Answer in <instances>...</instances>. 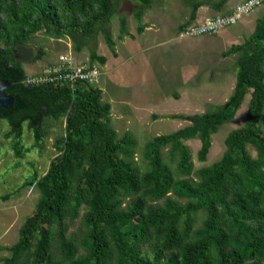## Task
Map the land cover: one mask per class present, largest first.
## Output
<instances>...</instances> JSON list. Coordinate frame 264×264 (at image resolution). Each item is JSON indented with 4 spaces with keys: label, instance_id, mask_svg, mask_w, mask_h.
I'll list each match as a JSON object with an SVG mask.
<instances>
[{
    "label": "trees",
    "instance_id": "obj_1",
    "mask_svg": "<svg viewBox=\"0 0 264 264\" xmlns=\"http://www.w3.org/2000/svg\"><path fill=\"white\" fill-rule=\"evenodd\" d=\"M137 1L142 32L153 0ZM228 1L213 5L222 10ZM204 4L193 3L181 31ZM118 8L119 0H0V79L12 83L7 93L15 97L11 108H0V124L8 121L16 156H23L26 123L39 144L47 117L65 120V134L55 143L58 155L44 175L26 183L40 196L18 242L3 248L10 252L3 264H264V16L244 43L225 53H240L229 100L205 113L173 114L189 124L148 142L149 167L142 171L134 161L138 140L131 131L119 136L101 87L85 81L28 85L29 73L16 60L17 45L40 32L71 38L78 52L103 34L118 56L110 29ZM126 35L132 36L123 16L119 38ZM44 54L41 49L38 59ZM96 62L104 65L107 58L93 50L91 63ZM248 95L244 125L228 135L222 159L201 168L195 179L186 141L200 139L197 156L206 162L214 134L235 119ZM81 215L79 238L70 235V226Z\"/></svg>",
    "mask_w": 264,
    "mask_h": 264
},
{
    "label": "rangeland",
    "instance_id": "obj_2",
    "mask_svg": "<svg viewBox=\"0 0 264 264\" xmlns=\"http://www.w3.org/2000/svg\"><path fill=\"white\" fill-rule=\"evenodd\" d=\"M196 1L200 0H153L144 16L145 28L140 32L135 11L142 6L141 3L137 0H119L118 11L110 25L118 56L113 54L103 34L78 52L71 38L57 39L40 32L27 43L43 49L45 54L42 59L25 63L24 67L29 74H38L65 56H72L77 64H90L93 50L105 56L106 64L95 63L103 71L97 85L104 91V101L112 105V125L119 136L131 131L137 138L134 161L144 171L149 167V161L145 158L147 143L189 124L188 121L174 118L173 114L205 113L223 106L229 100L237 82L240 53H225L233 45L244 43L253 33L257 21L264 16L262 5L238 24L224 28L217 34L182 37L180 28L191 20L193 3ZM203 1L205 4L202 6L209 4L215 7L213 3L219 0ZM207 15L217 18L219 13L215 9ZM123 16L128 18L132 36L126 35L121 40L119 33ZM249 103L250 95L235 119L225 123L214 134L206 162L199 161L197 156L200 139L186 141L193 149L195 179H198L196 172L201 168L212 166L222 159L227 151L228 135L246 121ZM44 124L46 136L39 144L33 131L25 124L22 157L15 154L14 138L7 137L10 130L8 121L3 120L0 124V197L13 193L8 200L0 199V264L10 255L3 248L18 242L20 227L34 211L40 196L36 188L28 187L26 183L35 174L41 176L48 171L51 160L58 155L56 140L65 134V120L47 117ZM170 150L171 147L164 149L167 161ZM170 196L179 200L173 193ZM199 215L197 226L204 217L203 213ZM70 235L79 238L83 235L82 215L70 226ZM55 249L58 255L61 254L58 239Z\"/></svg>",
    "mask_w": 264,
    "mask_h": 264
},
{
    "label": "built area",
    "instance_id": "obj_3",
    "mask_svg": "<svg viewBox=\"0 0 264 264\" xmlns=\"http://www.w3.org/2000/svg\"><path fill=\"white\" fill-rule=\"evenodd\" d=\"M264 5V0H245L227 14L217 18H208L203 22H195L181 31L182 37H196L217 34L222 29L236 25L245 16L252 14L256 8ZM103 75L102 67L92 64H77L72 56H65L57 63L49 65L46 70L38 74H29L28 85H42L70 82L74 86L80 81L97 85Z\"/></svg>",
    "mask_w": 264,
    "mask_h": 264
},
{
    "label": "water",
    "instance_id": "obj_4",
    "mask_svg": "<svg viewBox=\"0 0 264 264\" xmlns=\"http://www.w3.org/2000/svg\"><path fill=\"white\" fill-rule=\"evenodd\" d=\"M40 55V49L28 43H20L17 45L16 60L22 63H32ZM9 80L0 79V108L9 109L15 104V97L7 93V89L11 86Z\"/></svg>",
    "mask_w": 264,
    "mask_h": 264
},
{
    "label": "crops",
    "instance_id": "obj_5",
    "mask_svg": "<svg viewBox=\"0 0 264 264\" xmlns=\"http://www.w3.org/2000/svg\"><path fill=\"white\" fill-rule=\"evenodd\" d=\"M242 1H245V0H242ZM242 1L241 0H229L222 10H218V9H216L215 7H213V6L209 5V4L205 5V6H202L199 9V12H198L199 16H200V19L197 20V21L198 22H202V21H204V20H206L208 18L215 17V16L207 15V13L213 12L215 9H216V11L218 10L219 15L220 14L230 13L235 8V6L238 5L239 3H241ZM215 2H217V1H215ZM202 14H203V17L201 16Z\"/></svg>",
    "mask_w": 264,
    "mask_h": 264
}]
</instances>
